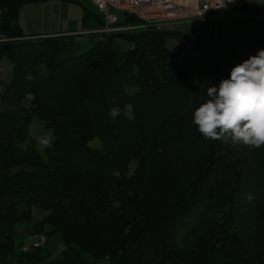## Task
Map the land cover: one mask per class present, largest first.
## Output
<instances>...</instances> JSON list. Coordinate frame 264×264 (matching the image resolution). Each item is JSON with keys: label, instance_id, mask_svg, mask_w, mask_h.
Returning <instances> with one entry per match:
<instances>
[{"label": "trees", "instance_id": "obj_1", "mask_svg": "<svg viewBox=\"0 0 264 264\" xmlns=\"http://www.w3.org/2000/svg\"><path fill=\"white\" fill-rule=\"evenodd\" d=\"M28 1L0 0V71L11 65L0 92V264H264V146L205 139L191 119L233 51L239 64L264 39L177 33L170 49L152 25L88 33L78 53L73 36L13 25ZM141 23L124 14L115 26ZM27 93L36 100L22 103ZM33 118L51 148L29 138ZM32 208L47 215L34 221ZM21 225L46 243L58 234L59 254L22 251L23 241L15 251Z\"/></svg>", "mask_w": 264, "mask_h": 264}, {"label": "rangeland", "instance_id": "obj_2", "mask_svg": "<svg viewBox=\"0 0 264 264\" xmlns=\"http://www.w3.org/2000/svg\"><path fill=\"white\" fill-rule=\"evenodd\" d=\"M261 7H264V0H259ZM240 12V11H237ZM256 12V11H255ZM118 22H124V13L113 11ZM226 13H235V10L227 12H218L212 14L208 18L201 20H191L184 24H172L159 26V28L169 34L167 46L170 49L175 48V42L172 39V34L183 33L189 35L193 39H211L224 38L227 34L225 32L229 27L233 32H238L236 36L244 39H261V35L257 33L259 28L264 24L263 10H258L256 19L246 20H230L232 18H223ZM241 13V12H240ZM103 19V15L94 6L92 0H30L19 7L17 15L13 21V25L18 28L24 35H52V36H73L76 43L78 53H82L91 47L92 42L87 41L88 37L85 32L92 33L100 27L99 20ZM252 21V22H245ZM228 25H230L228 27ZM255 31V32H254ZM258 34V35H256ZM229 35V34H228ZM255 36V37H254ZM264 43V42H263ZM241 50L233 51L232 63L238 64V53ZM2 64L3 70L0 71V92L3 84L8 80L10 62L4 59ZM129 114V110L127 109ZM43 123L33 118L29 125V138L36 142L38 151H41V146L38 144L37 138L47 134ZM89 146L91 148H100L101 140L99 138L93 139ZM134 164L130 166L132 170ZM47 215L44 211L32 208V218L34 221H41ZM26 225H21L18 228V238L14 240L16 250L21 241L27 238ZM59 235L56 233L47 236V243L44 248L50 251L51 257H56L61 251ZM11 261V259L9 260Z\"/></svg>", "mask_w": 264, "mask_h": 264}, {"label": "clouds", "instance_id": "obj_3", "mask_svg": "<svg viewBox=\"0 0 264 264\" xmlns=\"http://www.w3.org/2000/svg\"><path fill=\"white\" fill-rule=\"evenodd\" d=\"M205 94L207 99L191 113L192 124L203 138L249 148L264 146V49L232 67L227 78L208 87ZM35 100L34 94L27 93L22 103ZM120 114L119 107L110 110L113 119ZM54 139L50 131L37 138L41 150L51 148ZM247 199L253 196L248 194Z\"/></svg>", "mask_w": 264, "mask_h": 264}, {"label": "built area", "instance_id": "obj_4", "mask_svg": "<svg viewBox=\"0 0 264 264\" xmlns=\"http://www.w3.org/2000/svg\"><path fill=\"white\" fill-rule=\"evenodd\" d=\"M250 0H92L96 9L103 15V25L93 33H115L142 29L145 26H165L184 24L191 20L208 18L218 12L239 10ZM113 11L123 12L141 21V25L117 27ZM250 17V15H247ZM245 16V17H247ZM5 39H0L4 41ZM44 235H28L22 251L44 246Z\"/></svg>", "mask_w": 264, "mask_h": 264}, {"label": "crops", "instance_id": "obj_5", "mask_svg": "<svg viewBox=\"0 0 264 264\" xmlns=\"http://www.w3.org/2000/svg\"><path fill=\"white\" fill-rule=\"evenodd\" d=\"M260 4H261V2L259 0H250L245 8L239 9V10H235V13H226L223 18H232L230 20H238V19H240V20L248 19L249 20V19H252V18L256 19L258 17V15L256 14V12L258 10H263V15H264V7H261ZM237 11H240L241 13L237 12ZM247 15H250V17H248ZM245 16H247V17H245ZM245 22H252V21H245ZM229 26L230 25H228V27ZM95 30H97V29H95ZM77 33H86V34H88V31L77 32ZM224 33L227 34V35L228 34L229 35H237L238 34V32H233L230 27L225 32H223L222 34L224 35ZM257 33H259V35H261L260 36L261 39H264V24L262 25L261 28H259V31H257ZM256 35H258V34H256ZM263 42H264V40H263ZM263 45H264V43H263ZM2 70H3V68L1 69V71ZM10 70H11V67H9V72H10Z\"/></svg>", "mask_w": 264, "mask_h": 264}]
</instances>
